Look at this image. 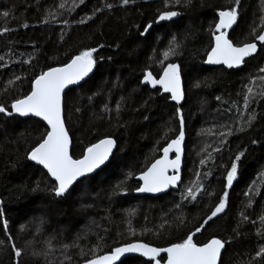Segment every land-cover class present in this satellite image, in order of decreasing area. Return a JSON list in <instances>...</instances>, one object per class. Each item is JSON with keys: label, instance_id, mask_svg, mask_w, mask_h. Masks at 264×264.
Wrapping results in <instances>:
<instances>
[{"label": "trees", "instance_id": "16d2710c", "mask_svg": "<svg viewBox=\"0 0 264 264\" xmlns=\"http://www.w3.org/2000/svg\"><path fill=\"white\" fill-rule=\"evenodd\" d=\"M73 2L0 0V13L10 12L7 21L0 16V27L7 22L14 29L7 36H0V56L5 58L0 65H7L0 66V103L26 95L33 71L38 73L49 66H59L80 50L97 47L98 64L93 75L87 83L67 92L66 126L74 157H79L87 145L105 136L115 139L117 148L109 163L91 179L74 185L67 198L54 199L47 191H32L37 184L41 188L50 187V178L26 159L27 150L43 132V124L31 118L0 114V209L5 214L3 220L7 221L5 233L3 220H0V244L6 246L0 252V264H15L14 255L7 250L8 236L17 247L25 249L22 264H46L42 256L32 255L33 249L40 251L44 247L46 239H52L53 246L59 249L62 243L71 244L78 235L84 237L79 241L86 252L84 259L92 255L88 249L96 244L97 236L105 238L103 252L136 240L167 246L170 241L194 230L218 202L226 170L235 154L242 150L245 155L239 162L237 179L229 189L224 213L203 236L197 234L196 238L217 236L229 240L222 254L223 264H247L253 251L264 246V235L257 234L258 229L264 232L260 219L264 215L258 217L253 227L237 219L238 213L245 211L255 219L264 206V182L260 177V171L264 170V100L251 106L257 113L251 128L228 137L224 145L220 144L218 136L220 131L226 130L221 125L230 124L235 129L239 126L237 121L246 119V115L237 114L236 105L243 103L244 85L261 75L259 68L264 67V52L248 59L237 71L203 65L205 51L210 50L209 28L216 18L215 12L230 6V0H191L187 7L175 9L181 12L177 20L163 26L153 25L150 34L145 36H140L139 32L158 10H165L163 0H135L127 6H121L120 0H106L113 8L102 9L95 16V8L102 7L101 0H84L83 4L75 0L77 6L68 11ZM60 3L65 4L64 9L59 8ZM262 3L264 0H241L238 25L234 26L232 34L234 41L243 40L251 27L260 23ZM50 11L57 13L56 22L42 23L45 18L51 20ZM89 16L92 19L87 20ZM81 19L86 22L78 23ZM63 20L69 22L67 27ZM23 24L28 27H22ZM173 34L180 39L187 36L180 55L172 57L182 66L185 94L180 106L185 121L182 179L187 183L195 179V171L209 172L204 183L208 191L215 193L211 197L203 195L198 204H186L182 209L174 207V201L179 200V193L174 195V191L155 198L133 194L139 185L135 177L160 156V149L168 142L162 137L175 138L178 134L177 106L150 85L141 83L146 69L159 76V61ZM100 44L105 46L100 48ZM30 55L34 57L31 65L17 62ZM14 74L26 79L5 90ZM253 139L256 144L252 143ZM217 147L221 151H214ZM208 153L212 160L201 166L200 160ZM122 180L126 191L114 194L113 189ZM249 187L258 190V194L251 198L250 209H246L244 203L249 197L244 193ZM132 210L135 235L128 231L126 223L127 214ZM176 216L183 217L179 227ZM165 220L170 226L165 225ZM37 226L40 232L36 231ZM85 233H88L86 237ZM69 254L71 264L83 263L78 249H71ZM49 259L59 264V251ZM142 262L147 264L140 258H128L125 264ZM251 264L264 262L256 258Z\"/></svg>", "mask_w": 264, "mask_h": 264}, {"label": "snow or ice", "instance_id": "6c2138e0", "mask_svg": "<svg viewBox=\"0 0 264 264\" xmlns=\"http://www.w3.org/2000/svg\"><path fill=\"white\" fill-rule=\"evenodd\" d=\"M78 2L83 4L84 0H78ZM130 3H135V0H120L121 6H127ZM190 3L191 0H163V8L165 10H158L156 16L150 22L145 23L139 35L150 34L153 25L163 26V22H174V18L181 15V12L175 9L187 7ZM101 5L102 7L95 8L93 16L97 12L102 11V9L111 10L113 8V4L107 3L106 0H101ZM240 5L241 0H230V6L222 7L215 12L216 18L209 28L211 33L210 50L205 51L206 59L203 60L204 64L223 65L227 69H239L247 64L249 58H255L258 52H264V3H262L260 9V23L251 27L243 40L237 39L234 41L232 34L235 33L234 26L238 25ZM76 6L77 4L74 0L72 7L67 10L72 11ZM59 8L64 9L65 4L60 3ZM0 16L7 21V18L10 17V12L7 10L3 11ZM48 16L51 17V20L45 18L42 23L56 22V12L50 11ZM86 19L90 20L92 16ZM85 22V19H81L78 23L83 24ZM62 23L65 27L69 24L67 20H63ZM22 27L26 28L28 25L23 24ZM12 31L14 29L10 28L6 22L3 27H0V36H7ZM186 39L187 36L180 39L173 34L168 42L167 50L163 52V59L159 61L161 68L158 78L153 75L152 71L146 69L143 71L141 80L142 84L150 85L158 94L163 95L166 100L170 98L176 105H181L185 94L182 86V66L175 62L172 57L180 55V50ZM104 46L103 44L99 45L100 48ZM97 52V47H87L72 55L59 66H49L46 70L42 69L38 73L33 71L30 79V90L26 95L0 103V114L5 117H34L38 118L37 123L43 122V132L37 138L34 146L27 150L26 159L42 168L44 174L50 178L49 183L51 186L45 185V187L41 188L37 184L32 191H47L54 199L67 198V196L72 194L74 185L77 182L82 184L85 180L91 179L90 174L95 173L98 169L102 170V166H106V163L109 162L110 157L113 155V150L116 148V140L110 136H105L87 145L79 157H74L71 151L70 131L66 126V90L71 91L70 86L81 85V82L87 83L86 78H90V74L93 73L98 64V59L95 55ZM33 59L34 57L30 55L28 58L17 62L31 65ZM4 60V56H0V61ZM0 66L7 65L5 63ZM259 73L261 75L244 85L243 103L242 105H236L237 114L241 117L246 115V119L237 121L236 123L239 126L235 129L230 124L221 125L222 128L226 129L219 132L218 138L221 145L227 144L228 137L235 133H243L251 128L255 122L257 113L251 106L253 103L259 104L260 101L264 100V67L259 68ZM25 79L22 75L14 74L13 78L5 85V90L9 86L15 85L16 82H23ZM257 81H259L258 88ZM196 86L198 87L199 84ZM219 99L220 97H217V100ZM119 107L118 104L117 111H119ZM105 110H107V106H105ZM175 114L179 122L178 134L175 135V138H168L166 135L162 137L168 140L166 145L160 149L162 155L150 162L146 166V170L140 172L137 177L140 183L135 188V191L142 194H157L166 193L169 189H172L174 190V195L179 193V200L174 201V207L182 209L186 204H198L200 202L199 198L203 195L211 197L215 193L208 191V187L204 183V180L210 174L209 172L201 173L197 170L194 173L195 179H190L187 183L183 181L181 161L182 144L185 139V121L181 107L175 108ZM252 143L256 144L257 141L253 139ZM214 151L219 152L221 148L217 147ZM170 153H174V158H170ZM244 155L245 151H238L231 160L230 167L226 170V175L224 176V186L218 196V202L204 216L202 221L195 226L194 230L184 233L178 240L170 241L167 246H153L147 242L136 240L119 244L112 247L110 251L103 252L102 245L105 242V238L97 236L96 244L88 249L92 255L84 259L86 252L79 243L84 237L78 235L71 244L62 243L59 249L53 246L52 239H46L44 247L40 251L33 249L32 255L42 256L46 264H53L49 257L57 250L61 257L59 264H71L72 255L69 254L71 249L79 250L83 264H118V262L119 264H125L128 259L127 254H138L139 257L147 258V264H223L222 250H225L226 245L230 241L217 236H211L206 239H197L196 237L197 234L203 236V233L216 222L219 215L224 213L228 204L229 189L237 179L239 162ZM209 160H212L211 153H208L199 163L201 166H206V162ZM212 162L215 163L214 160ZM128 175L131 176V173ZM260 177L262 182H264V170L260 171ZM124 184L125 181L122 180L113 189V193L123 194L126 191L123 187ZM255 184L256 182L254 181L253 185ZM257 194L258 190L254 191L253 187H249V190L244 193L245 196L249 197L246 207L251 205V198ZM4 215L3 209H0V220H3ZM132 215H134V210L127 214L126 223L128 224V231L135 235V229L131 224ZM241 217L244 221L249 219L243 212ZM175 219L177 227H179L183 223V217L176 216ZM260 219L261 225L264 227V216H261ZM164 223L170 226L167 220ZM3 224L4 231L7 233V221L3 220ZM21 230H24V226L21 227ZM36 231H41L39 226H37ZM104 231L107 232V229H104ZM257 234L264 235V232L258 229ZM84 235L86 237L88 233ZM8 241L10 243L7 246V250L14 255L15 264H22L25 249L17 247L11 236H8ZM28 243L31 244L32 242L29 241ZM5 248V245L0 244V252L4 251ZM256 257L264 262V246H261L256 251ZM248 264H251V261Z\"/></svg>", "mask_w": 264, "mask_h": 264}, {"label": "water", "instance_id": "95a60500", "mask_svg": "<svg viewBox=\"0 0 264 264\" xmlns=\"http://www.w3.org/2000/svg\"><path fill=\"white\" fill-rule=\"evenodd\" d=\"M175 20H177V17L176 18H174V21ZM170 23H172V22H163V24H170ZM230 33H231V30H230ZM206 59V58H205ZM249 59H251V58H249ZM204 66L205 67H208V68H217V67H223L224 69H226V70H233V71H237V70H240V69H242V67L241 68H239V69H227L225 66H223V65H207V64H204ZM94 71H95V69H94ZM94 71H93V73H94ZM93 73L92 74H90V78H91V76L93 75ZM90 78H86V80H88V79H90ZM158 78V77H157ZM84 82H81V85L83 84ZM78 86H80V85H73V86H70L71 87V89H73V88H75V87H78ZM182 86H183V83H182ZM183 90H184V87H183ZM66 92H68L67 90H66ZM173 104H175V102L174 101H171ZM183 102H184V99L181 101V105H176L177 107H180V106H182V104H183ZM18 118H22V119H27V118H29V117H18ZM31 119H35V120H37L38 121V118H34V117H31ZM42 124H43V122H41ZM183 144H184V141H183ZM183 144H182V148H183ZM116 148H117V144H116ZM116 148H114V150H113V154H114V152H115V150H116ZM71 149H72V147H71ZM162 155V152H161V154H160V156ZM112 157V156H111ZM111 157H110V160H111ZM159 158V157H158ZM170 158H174V153H170ZM183 158H184V148H183V153H182V161H181V168H183ZM109 160V161H110ZM32 165H34V166H37V165H35L34 164V162H31V161H29ZM109 162H107L106 163V165L108 164ZM37 167H39V168H41L40 166H37ZM105 166H102V168H104ZM42 169V168H41ZM99 171V169L95 172V173H92V174H90V176H93L94 174H96L97 172ZM181 175H182V172H181ZM139 176V174L135 177V180L136 181H138V179H137V177ZM139 183H140V181H138ZM78 183V182H77ZM170 191H174V190H172V189H169L166 193H157V194H148V193H137L136 191H134L133 192V194H134V196H137V197H152V198H155V197H159V196H162V195H165V194H167L168 192H170ZM223 252H224V250H222V254H223ZM128 255V258H140V259H143L144 261H147V258H143V257H139V255L138 254H127ZM123 259V258H122ZM83 264V263H82ZM118 264H119V262H118Z\"/></svg>", "mask_w": 264, "mask_h": 264}, {"label": "rangeland", "instance_id": "374dc122", "mask_svg": "<svg viewBox=\"0 0 264 264\" xmlns=\"http://www.w3.org/2000/svg\"><path fill=\"white\" fill-rule=\"evenodd\" d=\"M251 80H253V79H250V80L248 81V83H249ZM258 87H259V82L257 81V88H258ZM248 201H249V199H246V203H244V204H247ZM251 204H252V201H251ZM250 206H251V205H250ZM250 206H247V207L245 206V207H246V209H250V208H249ZM244 214L247 215V216L249 217V219H248L247 221L242 220L241 212L238 213L237 219H238L239 221H242L243 223H247V224L251 225V227H253V226L256 225L257 220H258V217H260L261 215H264V206L260 209V211H259V213L256 215V218H255V219H254L252 216H250V214H249L247 211H245ZM253 222H255V223H253ZM253 258H255V259L258 258V257H256V250L253 251V253H252L251 256L249 257V261H252ZM247 264H248V263H247Z\"/></svg>", "mask_w": 264, "mask_h": 264}, {"label": "bare ground", "instance_id": "6f19581e", "mask_svg": "<svg viewBox=\"0 0 264 264\" xmlns=\"http://www.w3.org/2000/svg\"><path fill=\"white\" fill-rule=\"evenodd\" d=\"M206 58V57H205ZM203 65H204V63H203ZM183 83V82H182ZM184 87V86H183ZM166 95V94H165ZM170 99V98H169ZM170 102H171V100H170ZM172 103V102H171ZM175 105V104H174ZM183 147H184V144H183ZM161 154V153H160ZM160 157V156H159Z\"/></svg>", "mask_w": 264, "mask_h": 264}]
</instances>
